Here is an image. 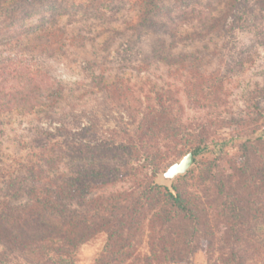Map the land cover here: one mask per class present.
<instances>
[{
    "label": "rangeland",
    "instance_id": "obj_1",
    "mask_svg": "<svg viewBox=\"0 0 264 264\" xmlns=\"http://www.w3.org/2000/svg\"><path fill=\"white\" fill-rule=\"evenodd\" d=\"M162 4L171 11L159 19L164 27L139 35L127 26L136 15L134 0H49L20 8V24L8 31L9 13L0 8V70L13 62L22 68L32 63L54 84L44 93L52 98H45L47 106L0 114L1 196L26 202L31 189L49 183L48 174L66 189L64 178L103 168L96 181L82 178L86 187L96 188L90 196L131 197L148 183L158 184L162 172L199 147L193 167L168 188L173 191L176 180L187 176L189 197L205 207L215 199L217 188L207 171L211 165L216 166L213 176L232 175L241 144L264 138V13L249 0L240 19H229L225 31L210 34L207 25L225 9L226 0ZM40 25L60 29L62 48L52 57H37L28 49L43 41L24 37ZM12 34L19 42H12ZM208 80L217 84V92ZM188 81L203 83L189 92ZM162 89L171 92L173 99L164 102L172 105L181 131L176 138L150 142L141 136L143 124L159 109ZM76 196L65 204L86 211ZM211 216L213 246L201 240L190 264H221L220 256L230 252L222 241L228 222L217 210ZM246 234L250 261L264 264V218ZM105 243L106 234L100 233L82 245L79 264H94Z\"/></svg>",
    "mask_w": 264,
    "mask_h": 264
},
{
    "label": "trees",
    "instance_id": "obj_2",
    "mask_svg": "<svg viewBox=\"0 0 264 264\" xmlns=\"http://www.w3.org/2000/svg\"><path fill=\"white\" fill-rule=\"evenodd\" d=\"M47 1L0 0V8L9 13L5 22L10 25L6 30L20 24L21 18L17 15L20 8L44 5ZM163 1L134 0L136 15L127 22L130 30L139 35L164 27L159 19L162 15L171 16V11L163 7ZM255 1L264 13V0ZM248 2L226 0L225 9L207 25V33L225 31L229 19H240V11L248 10ZM24 37L31 42L43 39L28 48L36 51L37 57H52L62 48L58 39L60 29L40 25ZM11 40L19 42L13 34ZM10 66L0 70V114L28 113L47 106L50 101L45 98H52L44 93L54 85L47 73L34 69L32 63L23 68L17 62ZM210 82L206 84L217 92V84ZM202 83L188 81L187 90L196 91ZM167 98L173 99L171 92L160 90L157 94L159 109L151 112L143 124L141 136L149 138L150 142L161 136L176 138L181 131L179 121L172 114V105L164 102ZM200 152L199 147L193 150L195 158ZM213 167L216 166L211 165L207 171L217 191L208 207L186 194L184 181L187 176L176 180L173 191L151 182L137 195L131 193V197L125 193L91 197L96 188L86 187L82 178L96 181L105 172L103 168L98 171L93 168L83 176L64 178L66 189L48 174L44 179L49 183L31 189L26 202L17 204L0 195V264H79L82 245L100 233L106 234V243L94 264H190L201 240L207 241L209 248L213 246L211 210H217L218 216L228 222L222 241L231 249L228 255L220 256L221 264H254L243 244L247 243L246 233L250 226L264 218V138L241 144V156L232 175L213 176ZM2 176L0 173V182ZM74 187L76 194L73 195L71 189ZM85 191L89 195L86 200L82 195ZM75 195L86 211L80 212L65 204L66 198L71 200ZM145 237L147 251L143 252Z\"/></svg>",
    "mask_w": 264,
    "mask_h": 264
},
{
    "label": "water",
    "instance_id": "obj_3",
    "mask_svg": "<svg viewBox=\"0 0 264 264\" xmlns=\"http://www.w3.org/2000/svg\"><path fill=\"white\" fill-rule=\"evenodd\" d=\"M195 164V155L193 151L188 152L180 160L171 164L164 172L159 175L158 184L171 187L173 181L182 175H186Z\"/></svg>",
    "mask_w": 264,
    "mask_h": 264
}]
</instances>
